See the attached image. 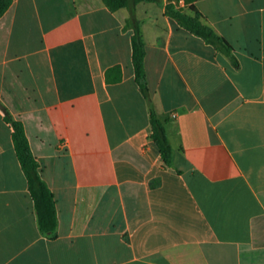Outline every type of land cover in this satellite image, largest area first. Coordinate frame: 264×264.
<instances>
[{
  "label": "crops",
  "instance_id": "obj_1",
  "mask_svg": "<svg viewBox=\"0 0 264 264\" xmlns=\"http://www.w3.org/2000/svg\"><path fill=\"white\" fill-rule=\"evenodd\" d=\"M141 1L154 108L135 80L130 11L14 0L0 18V103L22 121L58 226L39 229L0 109V264H264V0H179L225 54Z\"/></svg>",
  "mask_w": 264,
  "mask_h": 264
},
{
  "label": "trees",
  "instance_id": "obj_2",
  "mask_svg": "<svg viewBox=\"0 0 264 264\" xmlns=\"http://www.w3.org/2000/svg\"><path fill=\"white\" fill-rule=\"evenodd\" d=\"M13 1L14 0H0V18L8 11ZM104 1L111 11L123 7L128 8L130 11V17L126 22L124 30L132 32V63L134 66L135 80L148 103L152 126L151 139L159 148L164 163L167 166H172L174 147L168 137L165 122L157 114L153 105L145 65L146 45L142 34V23L136 14V5L141 1H152L160 4L163 2L162 0ZM178 2L179 0H168L165 4L166 14L175 20L181 27L202 38L207 44L213 46L215 50L228 56L234 66L238 67L239 61L234 53V47L205 22L203 14L195 5H190L186 10L180 8ZM0 109L3 113L4 120L12 128L15 150L28 180V188L34 200L39 229L42 233L54 238L56 237L58 226V215L54 195L40 175L39 163L31 150L24 124L22 121L17 120L1 103Z\"/></svg>",
  "mask_w": 264,
  "mask_h": 264
}]
</instances>
